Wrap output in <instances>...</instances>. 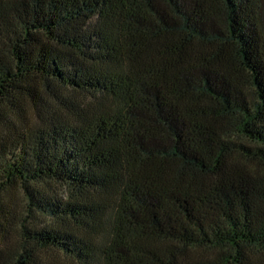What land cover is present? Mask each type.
<instances>
[{"label": "trees", "instance_id": "trees-1", "mask_svg": "<svg viewBox=\"0 0 264 264\" xmlns=\"http://www.w3.org/2000/svg\"><path fill=\"white\" fill-rule=\"evenodd\" d=\"M0 219V264H264V0H0Z\"/></svg>", "mask_w": 264, "mask_h": 264}, {"label": "rangeland", "instance_id": "rangeland-1", "mask_svg": "<svg viewBox=\"0 0 264 264\" xmlns=\"http://www.w3.org/2000/svg\"><path fill=\"white\" fill-rule=\"evenodd\" d=\"M58 193L60 195H62L63 197L65 196V192L63 190H57ZM12 203H13V208H14V211L16 212V216L17 218H21V219H25V207H24V200L22 198V196L18 193H14L12 195ZM24 212V213H23ZM0 222L2 223V226L0 227V238L1 237H5L6 239H8V243L10 244L9 246L11 247H15V246H19L20 244V240H19V234H18V231L15 229H8L6 228V223L7 222H4L0 219ZM5 228L6 232L4 233L3 229Z\"/></svg>", "mask_w": 264, "mask_h": 264}]
</instances>
